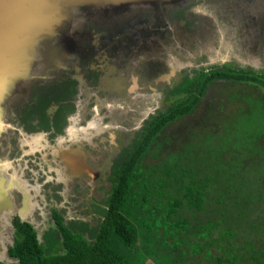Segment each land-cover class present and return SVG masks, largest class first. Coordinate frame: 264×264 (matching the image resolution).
<instances>
[{"label":"flooded vegetation","instance_id":"flooded-vegetation-1","mask_svg":"<svg viewBox=\"0 0 264 264\" xmlns=\"http://www.w3.org/2000/svg\"><path fill=\"white\" fill-rule=\"evenodd\" d=\"M80 40L69 66L51 79H36L4 117L0 255L14 262L0 264L18 262L15 243L31 238L49 256H66L69 244L79 242L70 250L90 264V247L117 220L113 190L134 145L158 116L188 107L190 98L192 108L154 136L138 178L154 171L143 173L142 160L164 147L158 141L170 127L183 123L185 138L194 135L185 121L214 131L217 117L220 138L251 113L264 117V0H192L104 27L89 24ZM259 142L264 128L244 132L237 147ZM131 184L129 206L143 188L136 189L135 178ZM138 205L125 215L136 228L140 220L132 217L144 211ZM132 254L116 262L131 264Z\"/></svg>","mask_w":264,"mask_h":264},{"label":"trees","instance_id":"trees-1","mask_svg":"<svg viewBox=\"0 0 264 264\" xmlns=\"http://www.w3.org/2000/svg\"><path fill=\"white\" fill-rule=\"evenodd\" d=\"M194 101V98H190V105L188 107H185L184 104H180L179 108L171 109L168 113L158 116L154 124H149V128L143 135V140H138L134 145L129 160L125 163L124 169L122 170V176L118 179L113 190L112 198L114 195L115 197L111 203L116 204L113 210L116 211L114 218L117 220L109 227L106 235L102 234V236L98 238L95 247H90V264H120V262H116L118 259H127L129 249L137 245L136 240L138 233L135 226L129 223L125 215L128 212L135 211L137 204H139L138 208L141 207L144 211H142L139 216L137 213V215L132 218L134 220H140L137 228L145 229L142 241L146 240L147 243L151 241L156 245L154 247L155 254L153 257L157 261L163 260L169 264H186L185 262H187L186 260H188L189 257L192 255H200L201 249L204 248L201 256L204 261L201 262L196 260L189 264H243L245 256H248L245 260L249 259L250 264H264V245L261 246L259 250H256L252 241L246 238L245 234H247V230L244 227L243 230H241V233H245L241 239L242 244L237 248L235 244L230 241L231 238H235L236 236L235 232L230 229L225 231V233L229 235L230 240H226L222 237V240L225 242L221 245H216L214 242H211L213 239L211 233L213 228L215 229L217 227V221H214L213 217H211L213 212L218 210L220 206H225L227 208L226 199H228L232 193L237 194L235 198L237 201H241V199L246 202L252 201L250 198L246 199L248 194H244L243 192V194L239 193L241 191V185L245 183V180L242 179L241 176H238L240 174L238 171L246 167L243 161L236 162L234 164L236 169L235 173L228 171L225 176H222V180L219 183H216L218 181L214 175L200 173L198 171L200 163L195 166L196 161L194 160L185 162L187 165L177 170L175 166L179 162L170 160L169 163L171 167L163 171L167 178H158L157 182L146 183L135 174L136 171H140L138 166L140 159L148 151V147L152 143L154 136L157 135L165 124L187 113L188 109L192 108ZM147 172L151 173V170L148 169ZM134 178L137 183L136 189L143 187L146 191L144 194L140 195V199L138 200L133 196L132 204L129 206V192L132 185L131 182ZM253 183L256 186L259 185L260 188L264 186V181L262 180L260 185L258 179L255 177ZM136 185H134V187ZM211 186H213V189L209 191ZM151 187L158 189L155 192L156 196H154V198L151 197L152 199H157V203L147 207L150 202L148 197L151 196ZM165 188L167 189L166 192H168L169 188L175 192L172 196H168L166 202L162 204L163 196H166L163 190ZM215 189H217L218 196L214 200L213 192ZM136 192L138 193L137 190ZM255 193L260 194V191H255ZM210 194L212 195V201L215 202V205L209 207L208 199ZM154 209L157 210V212L161 209L162 214L158 215ZM199 212L208 214L205 222L206 225L198 224L193 220V217H195L194 214ZM148 220L157 223L146 226L145 222ZM252 222V228L255 229L260 226L256 220ZM241 223L242 221L239 220V225ZM262 225L264 226V223H262ZM171 228L173 230H171ZM186 229H189L190 232L192 231V237H197L194 238V244L188 245L190 238L185 237L183 239L174 238L173 245L171 246L167 236H171L173 233L172 231ZM244 229L246 231H244ZM153 235L157 236V242ZM72 243L74 244H69V251L66 256L61 257L44 255L33 238L28 241H19L15 243L14 247V255L17 256L18 262L13 264H87L89 261L86 257L78 259L75 257L73 251L70 250V246L78 245L79 242ZM183 244L188 245L190 248L195 246L196 250L187 247L181 250L180 247ZM159 245L164 248L159 250ZM213 247H215V249L212 251ZM160 251L164 253L159 254ZM188 251H190V255L186 256ZM120 252L123 253L121 256Z\"/></svg>","mask_w":264,"mask_h":264},{"label":"water","instance_id":"water-1","mask_svg":"<svg viewBox=\"0 0 264 264\" xmlns=\"http://www.w3.org/2000/svg\"><path fill=\"white\" fill-rule=\"evenodd\" d=\"M190 1L0 0V132L10 105L26 99L36 79H51L69 66L89 24L104 27L137 12ZM7 259L0 255L1 263L14 262Z\"/></svg>","mask_w":264,"mask_h":264},{"label":"rangeland","instance_id":"rangeland-1","mask_svg":"<svg viewBox=\"0 0 264 264\" xmlns=\"http://www.w3.org/2000/svg\"><path fill=\"white\" fill-rule=\"evenodd\" d=\"M230 108L231 110H233L234 106H230ZM229 114L233 113L229 112ZM232 117L233 116H225L224 119L230 120V118ZM263 118L264 117L260 112L251 113L250 116H247L245 118L243 123H240V125L242 124V130H237L240 125L235 126L234 123L232 125V132L230 133V136L227 135L226 137L220 138L217 137L221 136L224 131L222 125H219L220 120L217 117L214 118V120L217 121V128L214 131H211L210 126H208L207 123L205 124V126L195 128L191 124H189V121H185L187 123L185 125L188 126V129L194 132V135H191L188 132L185 138H181L180 136L182 129L185 127L183 123L170 127L169 130L166 132V138H161L158 141L159 144L163 143L164 147L161 150L159 149L156 153L151 152L142 160L141 170L143 173L146 171V168L151 169L154 167V171L145 177H140V179L148 183L157 182L158 178L161 177L166 179L167 176H165V172L163 171L164 169L166 170L171 167V164L169 163L170 160H172L173 162H179L175 166L176 170L179 168H184L187 165L185 162L194 160L196 161L195 166L200 163V166L198 168V171L200 173L214 175V177L218 181L216 183H219L222 180V176H225L228 171L231 173H235L236 169L234 164L236 162L243 161L246 167L243 168V170L238 171V173H240L238 176H241L242 179L245 180V183L241 185V191L239 193L248 194L246 199L250 198L252 199V201L246 202L242 199L241 201H237V199H235L237 197V194L232 193V195H230L228 199H226V204L228 207L226 208L225 206H220L218 210L214 211L211 216L213 217L214 221H217V227L215 229L213 228V231L211 233L213 238L211 242H214L216 245H221L225 242L222 240V237H224L226 240H230L229 235L225 233L227 229H230L231 231H234L236 235L235 238L230 237V241H232L237 248L240 244H242L241 239L243 237V234L245 233H241V230H243L244 227L247 230L246 231L244 229V231L247 232V234H245L246 238L252 241V244L256 250H259V248L264 245V226L262 225V223H264V186L260 188L259 185L256 186L253 182L254 177L258 179V183L260 185L262 183V180L264 181V143L259 142L258 145L243 144L241 147H237V141L242 137V135L244 136V132H249L251 135L260 133L261 130L264 128ZM238 121L240 122V120ZM172 130H174L175 135L178 136H174V132ZM210 133H212V139L207 138L205 141H203L208 135H210ZM170 138H173V140L169 141L168 139ZM168 143H172L173 145H169ZM234 151L236 152V154L234 153ZM253 155H256V157H253ZM212 189L213 186L210 187L209 191H212ZM156 190L158 189L151 187V196L148 197L150 202L148 203L147 207L157 203V199L151 198H154V196H156ZM163 190L166 193V196H163L162 204L166 202L168 196H172L175 192L171 188H169L168 192H166V188ZM145 191L146 190L142 188L140 190V195L144 194ZM255 191H260V194H256ZM217 196V189H215L213 192L214 200L217 198ZM213 205H215V202L212 201V195L210 194V197L208 199V206L210 207ZM161 214L162 211L161 209H159L158 215ZM194 215L195 217H193V220L195 222H197L198 224L206 225L205 222L207 220L208 214H206L205 212H199ZM239 220L242 221L240 225ZM255 220L259 223L260 226L254 229L251 227V225L253 223L252 221ZM153 223L155 224L157 222H150V220H148L147 222H145V225L149 226ZM136 230L138 233L136 240L137 245L132 246L128 252H131L133 254L139 252L144 257V254L154 255V247L156 245L151 241H149L148 243L146 242V240L142 241L145 229L136 228ZM171 230L173 229L171 228ZM177 232L176 234H173V237H175L176 239H183L185 237L191 238L188 245L194 244V238H197L192 237V231H188L187 233L186 231ZM153 237L156 239L157 242V236L153 235ZM167 238L168 242H170L172 246L174 238H171L170 235H168ZM188 245L183 244L180 249L184 250L187 247L189 249L196 250L195 246L190 248ZM162 248L164 247H161V245H159V250H162ZM203 249H201L202 251H200V255H192L188 258V260H186L187 262L185 263L189 264L190 262H194L196 260L203 262L204 260L201 258ZM214 249L215 247L212 248V251ZM189 252L190 251L186 253V256L190 255ZM163 253L164 252L161 251L159 252V254ZM133 254L131 257H133ZM142 255L138 254L139 260L141 259ZM246 258H248V256H245V259ZM245 259L243 261V264H250V260ZM157 262L159 264H169L163 260H158Z\"/></svg>","mask_w":264,"mask_h":264},{"label":"crops","instance_id":"crops-1","mask_svg":"<svg viewBox=\"0 0 264 264\" xmlns=\"http://www.w3.org/2000/svg\"><path fill=\"white\" fill-rule=\"evenodd\" d=\"M138 254L142 255L139 252L134 253V261L131 264H158L157 260L153 257L154 255L144 254L145 257L142 255L141 259L139 260Z\"/></svg>","mask_w":264,"mask_h":264}]
</instances>
